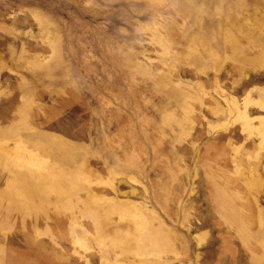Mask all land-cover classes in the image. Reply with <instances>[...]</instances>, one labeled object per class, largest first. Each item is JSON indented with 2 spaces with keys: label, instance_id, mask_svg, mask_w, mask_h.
Here are the masks:
<instances>
[{
  "label": "rangeland",
  "instance_id": "1",
  "mask_svg": "<svg viewBox=\"0 0 264 264\" xmlns=\"http://www.w3.org/2000/svg\"><path fill=\"white\" fill-rule=\"evenodd\" d=\"M0 264H264V0H0Z\"/></svg>",
  "mask_w": 264,
  "mask_h": 264
}]
</instances>
